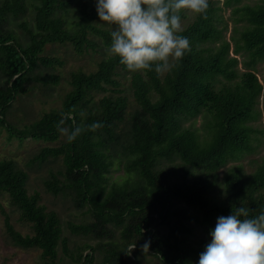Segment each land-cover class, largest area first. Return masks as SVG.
Here are the masks:
<instances>
[{
    "label": "trees",
    "instance_id": "obj_1",
    "mask_svg": "<svg viewBox=\"0 0 264 264\" xmlns=\"http://www.w3.org/2000/svg\"><path fill=\"white\" fill-rule=\"evenodd\" d=\"M71 1L0 0V126L19 141L56 140L58 126L82 129L71 142L42 147L30 163L60 159L43 180L45 190L85 207L90 219L68 228L94 243L70 248L58 213L28 192L27 172L0 158V193L29 226L22 233L5 212L10 241L40 251L43 264H142L145 256L192 264L208 241L188 244L190 221L213 228L237 206L250 216L264 212V156L251 161V171L240 162L259 145L254 133L264 131L252 123L261 114L263 84L255 69L264 59V0H209L206 15L195 14L184 27L191 48L175 68L132 72L133 104L117 79L127 69L108 55L92 71L70 73L60 109L17 128L6 117L27 84L59 81L55 73L34 75L62 65L46 48L71 46L80 55L110 45L111 28L97 16L95 0H76L75 7ZM224 8L234 22L228 39ZM95 121L102 126L92 129ZM231 161L238 163L225 169L213 195L219 170ZM114 162L126 175L119 183L108 177ZM59 245L68 260L58 255Z\"/></svg>",
    "mask_w": 264,
    "mask_h": 264
},
{
    "label": "rangeland",
    "instance_id": "obj_2",
    "mask_svg": "<svg viewBox=\"0 0 264 264\" xmlns=\"http://www.w3.org/2000/svg\"><path fill=\"white\" fill-rule=\"evenodd\" d=\"M257 0H242V2L252 3ZM76 0L71 1V7H75ZM219 5H222V0L219 1ZM224 20L227 22V29L224 31L225 37L228 39L231 32L233 23L229 17L230 9L224 8L221 10ZM194 13L185 10V16L182 18L183 28L193 19ZM16 28V27H15ZM110 28V26H109ZM18 29V28H16ZM99 43L101 39L95 37ZM110 45H102L97 49H89L84 54H76L71 46L54 45L46 48L45 54L58 55L63 59L62 65L55 66L53 68L41 67L35 70L34 75H44L47 73H55L59 76L57 83L44 84L40 81L32 80L27 84L28 90L26 93L19 94L17 98L12 102V105L7 113V120L14 124L17 128H22L25 124L38 119L42 114L49 112L50 110H57L62 107V101L65 93L70 89L68 79L72 71L82 69L84 71H92L95 69L97 62L112 55L109 52ZM256 74L259 81L263 84L262 94L259 98L258 108L261 112L260 116L252 123L256 128L264 127V59L256 64ZM131 74L129 70H122L117 79L120 81V88L122 93L128 95L132 104V92L130 90ZM109 93V91H108ZM105 94L104 92L96 93V97ZM200 120L198 121L199 125ZM6 130L0 126V158L13 159L21 168H23L27 174V189L29 193L38 192L40 196V203L46 206L47 209H54L62 222L63 236L68 238V246L73 248L76 245L93 244L94 241L84 236L76 235L72 233L68 228L70 223L76 224L85 222L90 219V216L86 213L85 207H76L73 203L69 202L67 198L62 195H53L45 190L43 180L49 174V170H55L60 163V159L49 158L48 162H34L30 163L31 158L44 146H57L61 141L66 139L65 133H59V137L53 141H46L43 139L25 138L22 141L7 136ZM257 138L258 147L252 152L246 154L240 162L242 163L246 171H251L254 167L251 165V161L259 159L264 156V131L258 130L254 133ZM238 163V161H231L219 170V179L217 184L214 185L211 193L216 195L221 189L219 183L222 180L225 169L231 165ZM109 181L122 182L126 175H124L123 168L117 166L114 162L110 166L108 173ZM6 212L10 223L22 233L29 231V226L26 222L19 219V212L15 206L10 202L9 197L5 193H0V264H43L40 251L36 249H25L19 246H15L11 243L10 238L5 230V215ZM191 232L186 235L188 244L196 246L201 240H210L209 230L211 228L202 227L194 221H190ZM161 229H166V226H162ZM58 255L63 256L65 260H68V256L64 254L61 249V245L58 248ZM96 260L98 255L94 254ZM198 257H196L192 264H196ZM142 264H159V262L152 256L143 257Z\"/></svg>",
    "mask_w": 264,
    "mask_h": 264
},
{
    "label": "clouds",
    "instance_id": "obj_3",
    "mask_svg": "<svg viewBox=\"0 0 264 264\" xmlns=\"http://www.w3.org/2000/svg\"><path fill=\"white\" fill-rule=\"evenodd\" d=\"M208 7L209 0H95L97 16L111 28L109 52L130 72L157 75L170 72L190 51L189 38L181 34L182 12L206 15ZM101 126L95 121L91 128ZM58 130L71 142L82 129ZM209 236L196 264H264V212L250 216L237 206L216 218Z\"/></svg>",
    "mask_w": 264,
    "mask_h": 264
}]
</instances>
